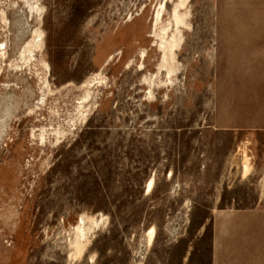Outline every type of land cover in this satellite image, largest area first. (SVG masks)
<instances>
[{
  "label": "rangeland",
  "instance_id": "obj_1",
  "mask_svg": "<svg viewBox=\"0 0 264 264\" xmlns=\"http://www.w3.org/2000/svg\"><path fill=\"white\" fill-rule=\"evenodd\" d=\"M231 26L264 0H0V264H212L210 208L264 186V132L222 131Z\"/></svg>",
  "mask_w": 264,
  "mask_h": 264
},
{
  "label": "crops",
  "instance_id": "obj_2",
  "mask_svg": "<svg viewBox=\"0 0 264 264\" xmlns=\"http://www.w3.org/2000/svg\"><path fill=\"white\" fill-rule=\"evenodd\" d=\"M222 131L264 132V27H222ZM210 210L212 264H264V186L224 189Z\"/></svg>",
  "mask_w": 264,
  "mask_h": 264
},
{
  "label": "bare ground",
  "instance_id": "obj_3",
  "mask_svg": "<svg viewBox=\"0 0 264 264\" xmlns=\"http://www.w3.org/2000/svg\"><path fill=\"white\" fill-rule=\"evenodd\" d=\"M36 13V12H35ZM153 183L154 181L152 180L149 184H148V187L146 189H148V191H152L153 189Z\"/></svg>",
  "mask_w": 264,
  "mask_h": 264
}]
</instances>
